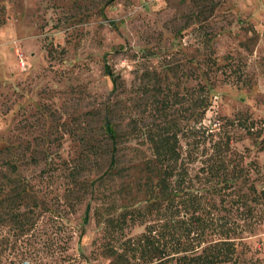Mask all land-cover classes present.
Returning <instances> with one entry per match:
<instances>
[{"label": "rangeland", "instance_id": "obj_1", "mask_svg": "<svg viewBox=\"0 0 264 264\" xmlns=\"http://www.w3.org/2000/svg\"><path fill=\"white\" fill-rule=\"evenodd\" d=\"M210 67L211 104L191 133ZM239 114L264 123V0H0V264H108L95 212L143 200L131 167L150 155L144 128L165 119L185 131L183 156L229 138V163L264 173L260 138L224 124ZM243 236L264 264V224Z\"/></svg>", "mask_w": 264, "mask_h": 264}, {"label": "trees", "instance_id": "obj_2", "mask_svg": "<svg viewBox=\"0 0 264 264\" xmlns=\"http://www.w3.org/2000/svg\"><path fill=\"white\" fill-rule=\"evenodd\" d=\"M213 61L211 64L215 65L216 60ZM225 65L230 64L217 66L215 72ZM210 69L204 72L206 79L198 98L202 104L200 112L195 111L196 99L191 100V133L198 115H204L211 104ZM236 69L238 72L239 68L233 67L235 73ZM106 73L116 88L117 75L110 70ZM108 121L105 132L112 140L110 163L114 165L118 132ZM225 123L243 127L248 134L259 137L264 147V123L257 128V122L243 114L225 116ZM163 125L159 129L144 128L150 155L132 169H125L126 175L130 169L144 174L145 180L139 186L145 194L143 200L108 204L95 212L97 222L103 224L99 254L108 259V264H252L246 257L250 248L243 233L264 224V173L259 164H230L229 138L225 142L209 140L208 147L204 144L201 149L190 143L183 156L180 140L185 131L168 119ZM5 165L16 169L10 160ZM251 172L255 174L253 178ZM7 183L9 180L1 184L3 189ZM74 184L78 189L83 183ZM24 191L23 185L16 193ZM18 199L22 197L12 198L8 207L18 225L23 226L24 214L15 210ZM134 226L142 230L130 234L128 229Z\"/></svg>", "mask_w": 264, "mask_h": 264}]
</instances>
